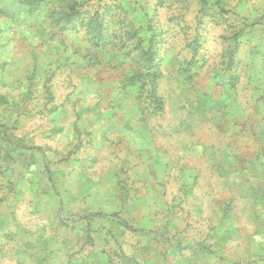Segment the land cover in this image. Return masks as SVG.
<instances>
[{
	"label": "rangeland",
	"instance_id": "1",
	"mask_svg": "<svg viewBox=\"0 0 264 264\" xmlns=\"http://www.w3.org/2000/svg\"><path fill=\"white\" fill-rule=\"evenodd\" d=\"M210 131L220 178L168 216ZM0 178L44 222L6 264H264V0H0Z\"/></svg>",
	"mask_w": 264,
	"mask_h": 264
},
{
	"label": "crops",
	"instance_id": "2",
	"mask_svg": "<svg viewBox=\"0 0 264 264\" xmlns=\"http://www.w3.org/2000/svg\"><path fill=\"white\" fill-rule=\"evenodd\" d=\"M139 133V132H137ZM135 134L133 132L132 137L133 139H129V135L126 136V143L133 144V145H141L142 139L139 134ZM210 134L204 136L206 140H202L200 145H197L200 135H192L190 136L192 139L196 138L194 141L193 147L191 143L184 141L186 143L184 147L179 149L178 151L181 153V161L177 164V166L172 165L174 170H178L176 172H172V175L168 178L167 183V192L165 194V204L163 207L165 208L166 214L176 216L175 213L178 211L179 213H190L192 210L193 212H199L203 210L205 202L208 199H205V196L201 193H185L183 190L186 187V184L192 182H197L198 178H201V183H204L206 178L209 176L206 174L208 172L202 173V171L212 170L211 176L212 180L220 178L219 171L215 174V169L220 170V163L215 162L210 158V153L220 152L221 144L217 141H212L211 137L217 135L215 132L210 131ZM124 134H122L123 136ZM185 136H189V134H184ZM191 135V133H190ZM150 134L143 136L145 138V143L151 145L150 141ZM136 137V139H135ZM183 141L181 140L180 143ZM195 143V144H194ZM134 146V147H135ZM183 150H186L183 152ZM183 152V153H182ZM17 184V183H15ZM20 186H14L11 180L0 178V264H6L7 260L10 255V251H7V244L9 246L15 242L12 239V233H40L43 231L44 222L41 220L42 216L39 214V192L37 188H34L36 184L35 181L31 183L20 182ZM199 185V183H197ZM15 200L27 201L28 207H30V202H36L31 205V208H25L22 212L17 208L19 204L14 203ZM195 200L197 202L196 205H190V201ZM160 206V204L158 205ZM162 207V206H160ZM154 208V207H153ZM156 212L159 208L155 209ZM198 214V213H197ZM197 214L195 217H197ZM9 235V236H8ZM16 240L18 239L17 237ZM12 239V240H11Z\"/></svg>",
	"mask_w": 264,
	"mask_h": 264
}]
</instances>
